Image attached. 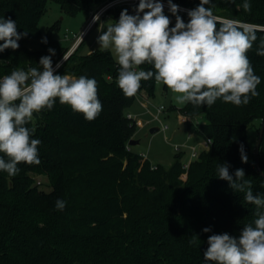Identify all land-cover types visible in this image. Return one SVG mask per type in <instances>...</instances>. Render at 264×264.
I'll list each match as a JSON object with an SVG mask.
<instances>
[{
  "label": "trees",
  "instance_id": "16d2710c",
  "mask_svg": "<svg viewBox=\"0 0 264 264\" xmlns=\"http://www.w3.org/2000/svg\"><path fill=\"white\" fill-rule=\"evenodd\" d=\"M49 2L58 4L63 14L75 16L101 0H0V18H11L18 33L27 32L17 50L0 53V79L17 68L42 70L40 58L54 49L53 68L64 61L56 74L97 81L102 111L88 121L57 100L52 110L34 113L27 127L35 128L32 138L41 141L40 163L18 164L15 176L0 171V264H210L203 255L210 235L238 237L243 226L257 218L255 205L218 177V167L227 164L233 179L235 171L243 169L253 194L264 197V136L259 167L248 143L254 123H260L259 131L264 125V56L256 54L264 39V0H248L250 13L243 11L244 0H212L208 5H214L218 27L230 20L258 29V39L247 55L261 83L259 95L247 105L237 107L218 99L211 107L189 103L177 111L191 119L200 117L197 125L186 123L189 131L212 141L188 171L183 152L170 167L153 165L132 152L129 142L137 126L127 114L136 95L126 97L118 87L119 65L110 51L83 54L82 41L69 53L72 46L53 37L58 25L43 36L39 24ZM172 3L191 10L200 0ZM177 14L188 22L186 12ZM141 69L153 70L147 64ZM158 85L169 91L153 78L141 81L137 93L152 99ZM174 111L166 108V113ZM241 145L247 163L241 160ZM35 177H46L50 191L41 190ZM57 200L65 202L63 210H57ZM204 228L211 231L205 233ZM193 235L200 240L196 244L189 242Z\"/></svg>",
  "mask_w": 264,
  "mask_h": 264
},
{
  "label": "clouds",
  "instance_id": "9594fccd",
  "mask_svg": "<svg viewBox=\"0 0 264 264\" xmlns=\"http://www.w3.org/2000/svg\"><path fill=\"white\" fill-rule=\"evenodd\" d=\"M211 3L212 0H200L196 8L188 10L189 20L185 23L177 14L179 6L168 0L169 11L176 17L172 27L161 0H139L134 15L124 9L117 22L107 24L97 42L101 49L114 50L119 65L117 84L126 97L137 94L141 81L153 78L175 94L177 105L211 107L219 99L239 107L259 95L257 86L261 79L247 55L258 39V29L230 20L218 27L214 5L208 6ZM242 8L245 13L252 10L248 0H244ZM93 19L99 20V16ZM22 36H27V32L18 33L15 21L0 18V41H3L0 53L17 50ZM43 42H47L46 38ZM48 51L55 55L54 49ZM256 54L264 56V39ZM51 55L40 58L42 70L17 68L0 79V153H3L0 171L9 176L19 172L20 163H40L41 141L32 138L35 128L27 127L34 113L52 110L57 100L88 121L96 119L102 111L97 81L84 75L77 78L56 74ZM145 64L153 70L141 69ZM239 150L242 162L247 163L243 145ZM234 176L235 179L227 164L218 167V177L228 181L235 192L244 193L248 204L255 205L257 218L254 224L243 226L238 237L228 233L210 235L204 259L210 264H264V197L253 194L251 181L245 179L243 169H237ZM55 206L63 210L65 202L57 200ZM198 241L193 235L189 242Z\"/></svg>",
  "mask_w": 264,
  "mask_h": 264
},
{
  "label": "rangeland",
  "instance_id": "374dc122",
  "mask_svg": "<svg viewBox=\"0 0 264 264\" xmlns=\"http://www.w3.org/2000/svg\"><path fill=\"white\" fill-rule=\"evenodd\" d=\"M110 1L111 0H101V3L92 8L90 11H81L75 16L63 14L60 11L58 4L49 2L48 12L41 19L39 28L43 36H45L49 28L58 25V30L54 31L53 37L57 39L63 46L69 48L72 46L69 53H73L78 45L82 43V41H84V44L81 47V52L83 54L87 55L94 51H102L104 49L100 48L97 39L102 31H106L107 24L117 22L119 20L121 11L124 9H127L129 14L134 15L135 9L138 7H133L130 10L128 8L111 9L109 10L110 12L108 11L104 17L100 18L91 29L85 32L84 30L91 20L92 15L98 13ZM164 14L168 16L172 22L176 21V17L169 10H164ZM107 50L111 52L112 56L117 61L114 50ZM63 62L64 61H60L58 64L61 66ZM59 67L56 65L53 68L54 72ZM139 96L140 94L137 93L136 102L133 108L130 110V112L138 114V119L136 120L137 131L133 139L138 140L139 144L130 146L132 152L142 157L143 155L146 156L153 165L170 167L174 163L175 157L179 154L176 151L175 146L182 145V162H188L190 160V148L198 147L203 142V139L198 136L189 137V126L187 124H180L178 119H176L178 114H180L177 111L180 110L184 105H177L174 102L175 94L170 90L165 91L161 85H158L155 97L149 99V106L152 108V110L150 108V112H148L142 103L138 102L139 100H142ZM162 105L167 109L174 107V114L176 116L171 113H165L160 115L161 122L156 120V108ZM192 122L194 125H197L201 122V118L195 117L192 119ZM163 125L168 126V129L163 130ZM153 127H160L161 130L155 134H151L150 129ZM259 127L260 123L255 122L254 127L248 131V143L253 151L257 145ZM181 179H187L186 175L183 174ZM35 184L38 185L43 191H50V188L47 186L48 179L46 177H35Z\"/></svg>",
  "mask_w": 264,
  "mask_h": 264
},
{
  "label": "built area",
  "instance_id": "2783aa9c",
  "mask_svg": "<svg viewBox=\"0 0 264 264\" xmlns=\"http://www.w3.org/2000/svg\"><path fill=\"white\" fill-rule=\"evenodd\" d=\"M161 2L164 4V10H169L168 1L167 0H161ZM138 4H139V0H112V1L108 2L98 13L92 15L91 22H93V24H95L98 20L94 21V19H93L94 16L98 15L99 19H100V18L104 17V15L111 9H115V8L131 9L133 7H137ZM179 9H180L179 12H186V13L188 12V9H185L183 7L179 6ZM139 97H141L142 100H139L138 102L142 103V105L148 110V112H150L152 110V108L149 106V104H150L149 98H147V96H144L143 94L142 95L140 94ZM150 108H151V110H150ZM156 112H157V115L155 116V119L158 120L159 122H161L160 115H163L166 113V107L163 105L159 106L156 108ZM127 118L129 120H131L137 126L136 120L138 119V114H135L134 112H129L127 114ZM178 121L180 124H186L188 122H192V119L179 114ZM167 129H168V126L163 125V130H167ZM160 130H161V128H160ZM192 136H196V135H195V133L190 132L189 137H192ZM211 144H212V141L210 139H206V140H203V142L198 147H191L190 148V150H191L190 160L186 163L184 162V166H183L184 169L186 171H188L191 163L193 161H196L199 158L201 152L209 150ZM175 149L177 152L180 153L183 150V146L182 145H176ZM143 159L146 160L147 157L143 155ZM184 175H186V177H187V173H185Z\"/></svg>",
  "mask_w": 264,
  "mask_h": 264
},
{
  "label": "water",
  "instance_id": "95a60500",
  "mask_svg": "<svg viewBox=\"0 0 264 264\" xmlns=\"http://www.w3.org/2000/svg\"><path fill=\"white\" fill-rule=\"evenodd\" d=\"M159 131H160L159 127H153V128L150 129V133L151 134H155V133H157ZM263 136H264V125H262V127L260 128V131L258 133L257 145L255 147V157H256V161H257L258 167H259V154H260V148H261ZM138 144H139V141L138 140H134V139H132L129 142V146H135V145H138ZM262 175H264V174L262 173Z\"/></svg>",
  "mask_w": 264,
  "mask_h": 264
},
{
  "label": "crops",
  "instance_id": "0c3cea01",
  "mask_svg": "<svg viewBox=\"0 0 264 264\" xmlns=\"http://www.w3.org/2000/svg\"><path fill=\"white\" fill-rule=\"evenodd\" d=\"M93 25H94L93 22H91V20H90L84 31L87 32L89 29L92 28ZM77 45H78V44H77ZM77 45H76V46H77ZM89 54H91V53H89Z\"/></svg>",
  "mask_w": 264,
  "mask_h": 264
}]
</instances>
